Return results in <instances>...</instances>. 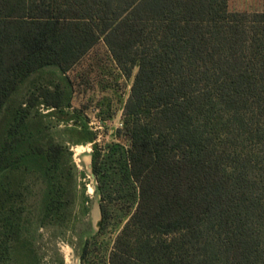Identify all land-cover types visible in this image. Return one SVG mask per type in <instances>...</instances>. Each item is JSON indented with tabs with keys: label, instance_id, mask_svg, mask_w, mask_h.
Returning a JSON list of instances; mask_svg holds the SVG:
<instances>
[{
	"label": "trees",
	"instance_id": "obj_1",
	"mask_svg": "<svg viewBox=\"0 0 264 264\" xmlns=\"http://www.w3.org/2000/svg\"><path fill=\"white\" fill-rule=\"evenodd\" d=\"M101 41L133 78L123 113L136 207L110 264H264V11H232L229 0H0V115L33 73L68 70ZM39 97L62 105L59 89ZM26 107L0 143V176L51 179L64 147L31 139ZM100 156L94 144L98 175ZM1 191L5 208L15 192ZM18 217L0 211V264Z\"/></svg>",
	"mask_w": 264,
	"mask_h": 264
},
{
	"label": "rangeland",
	"instance_id": "obj_2",
	"mask_svg": "<svg viewBox=\"0 0 264 264\" xmlns=\"http://www.w3.org/2000/svg\"><path fill=\"white\" fill-rule=\"evenodd\" d=\"M229 8L264 11V0H229ZM132 83L101 41L68 70L46 67L15 91L0 115V143L15 112L27 106L31 139L46 147L58 144L64 152L51 179L25 168L0 176V188L15 192L0 211L14 206L20 223L3 264H110L115 241L136 207V186L125 176L132 119L123 108ZM43 87L62 91L61 107L43 102L39 97ZM88 131L95 134L94 141L88 139ZM94 144L101 151L99 175L85 161L88 155L92 160ZM76 146L84 147L79 154ZM1 189L0 201L8 195ZM53 198L59 199L57 205L52 206Z\"/></svg>",
	"mask_w": 264,
	"mask_h": 264
},
{
	"label": "bare ground",
	"instance_id": "obj_3",
	"mask_svg": "<svg viewBox=\"0 0 264 264\" xmlns=\"http://www.w3.org/2000/svg\"><path fill=\"white\" fill-rule=\"evenodd\" d=\"M83 148H84L83 146H76V147H75V151H76V153L79 154V153L82 151ZM85 161L87 162L88 168L90 169V167H91V162H92V160H91V156L88 155V156L85 158ZM94 215H95V218H96V225L99 226L100 219H101V213H100V208H99V205H98V204H96V206H95V209H94Z\"/></svg>",
	"mask_w": 264,
	"mask_h": 264
},
{
	"label": "water",
	"instance_id": "obj_4",
	"mask_svg": "<svg viewBox=\"0 0 264 264\" xmlns=\"http://www.w3.org/2000/svg\"><path fill=\"white\" fill-rule=\"evenodd\" d=\"M90 168H92V162H91V167Z\"/></svg>",
	"mask_w": 264,
	"mask_h": 264
}]
</instances>
